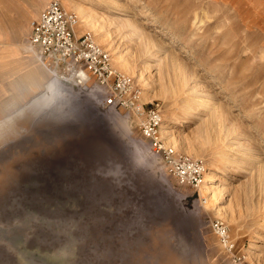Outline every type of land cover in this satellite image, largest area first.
Returning <instances> with one entry per match:
<instances>
[{"label":"rangeland","instance_id":"rangeland-1","mask_svg":"<svg viewBox=\"0 0 264 264\" xmlns=\"http://www.w3.org/2000/svg\"><path fill=\"white\" fill-rule=\"evenodd\" d=\"M9 1L0 0L12 21L0 33V264H264V0H58L93 14L114 69L161 111V144L204 163L197 189L93 79L44 66L36 84L30 24L53 0ZM87 32L80 22L77 36ZM56 75L63 94L47 102Z\"/></svg>","mask_w":264,"mask_h":264},{"label":"built area","instance_id":"built-area-1","mask_svg":"<svg viewBox=\"0 0 264 264\" xmlns=\"http://www.w3.org/2000/svg\"><path fill=\"white\" fill-rule=\"evenodd\" d=\"M79 24V18L74 12L65 9L60 1L53 0L41 17L32 22L29 45L49 67L65 68L79 82L89 78L99 87L107 89L106 105L141 118L143 135L152 140L155 152L162 154L178 182L193 189L199 188L206 170L204 163L187 155L176 154L174 149L161 144V111L145 108L132 78L114 69L111 54L97 44L92 33L77 36L76 28ZM212 229L224 248L233 252L235 245L230 239L226 223L215 220Z\"/></svg>","mask_w":264,"mask_h":264},{"label":"bare ground","instance_id":"bare-ground-1","mask_svg":"<svg viewBox=\"0 0 264 264\" xmlns=\"http://www.w3.org/2000/svg\"><path fill=\"white\" fill-rule=\"evenodd\" d=\"M82 5V4H81ZM81 5H79L78 3H75V2H73V1H70V7H71V9L74 11V13L78 16V18H79V20H81L80 22H81V25H82V27L83 28H85L87 31H90V33H92L93 32V27L92 26H94L93 25V21H94V19H93V14H91V15H89V14H87V16H86V13H85V10H84V6L82 7ZM88 12V11H87ZM95 24V23H94ZM80 25V24H79ZM79 25H78V27H79ZM77 27V28H78ZM95 30H96V27H95ZM94 30V31H95ZM96 33H97V31H96ZM98 34V33H97ZM94 37H95V39H96V36H98V35H93ZM100 38V37H99ZM99 43H100V41H99V39L97 40ZM98 44V43H97ZM30 50H32V52H33V54H34V56L36 57V59L38 60V62H40V65H41V67L43 68V69H41V68H38L37 70H36V72H35V78H36V84L38 83V84H40V86H42V80L43 79H45V65H47V64H45L42 60H41V58L39 57V54L37 53V51L35 50V49H33L31 46H30ZM37 60H35L34 59V61L37 63ZM116 60H118L117 58H116ZM33 61V60H32ZM119 61V60H118ZM45 65H44V64ZM47 67H49L48 65H47ZM49 68H51V67H49ZM48 70H50V69H48ZM125 71H127V70H125ZM56 77H57V75L55 76V77H52V78H49L48 79V81H47V83H48V89L51 91V93H52V95L50 96L51 97V100H52V103H57L58 101H60V99H61V96H62V94H63V92H61L59 89H57L56 87H57V84H56ZM66 78V77H65ZM41 88H43V86L41 87ZM163 122V121H162ZM163 124V123H162ZM162 124H161V126H162ZM161 128V127H160ZM171 128V127H170ZM167 129V126L165 125V123H164V127L162 128V130H166ZM213 173L212 172H207V174H206V176H205V183H204V194H207L209 191H210V189H211V186H210V184H211V181L213 180ZM220 179H221V177H220ZM216 195H217V193H216ZM216 201H217V204L219 203V194L217 195V198H216Z\"/></svg>","mask_w":264,"mask_h":264},{"label":"crops","instance_id":"crops-1","mask_svg":"<svg viewBox=\"0 0 264 264\" xmlns=\"http://www.w3.org/2000/svg\"><path fill=\"white\" fill-rule=\"evenodd\" d=\"M5 1H7L8 3H10L9 0H5ZM2 3H3V2H1V4H0V10L3 11V10H6V7H7V6H5V5L2 4ZM3 5H4L5 7H4ZM62 5H63V4H62ZM47 7H48V5L45 6V8H43V9L41 10V12H39V13L37 14V16L32 20V22L35 21V20H38V19L41 17V15L45 12V10H46ZM63 7L65 8L64 5H63ZM7 8H8V7H7ZM65 9H67V8H65ZM67 10H68V9H67ZM68 11H71V10H68ZM5 17H6V16H3V17L0 16V33H1V34H4L3 36H6V37H7V32H6L5 29L2 27V24H1V23H4V22H8V21H4V22H3V19H5ZM10 22H12V21L9 20L8 23H10ZM32 22H31V24H32ZM31 24H30V34H29V38H30V35H31V31H32ZM77 29H78V28H76V32H77ZM28 42H29V40H28ZM28 44H29V43H28ZM28 51H29V50H28ZM29 52L31 53L30 55H32V52H31V51H29ZM30 55H29V56H30ZM43 64H44V63H43ZM44 65H45V64H44ZM45 66L47 67V65H45ZM26 68H27V70H28V72H27L28 74L32 72V68L29 67L28 58L26 59ZM47 68L50 69L52 72L55 73L54 68H49V67H47ZM58 70H60V69H58ZM50 100H51V98H50V97H47L46 101L49 102ZM12 114H13V113H12ZM12 114H11V112H9V113L6 112V115H5V116H6L7 118H9Z\"/></svg>","mask_w":264,"mask_h":264}]
</instances>
